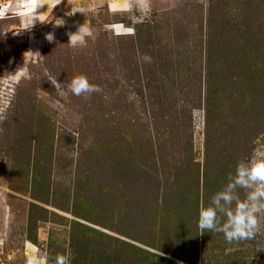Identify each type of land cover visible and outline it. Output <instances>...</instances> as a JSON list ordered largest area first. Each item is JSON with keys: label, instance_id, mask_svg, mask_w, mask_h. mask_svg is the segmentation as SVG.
Here are the masks:
<instances>
[{"label": "rangeland", "instance_id": "obj_1", "mask_svg": "<svg viewBox=\"0 0 264 264\" xmlns=\"http://www.w3.org/2000/svg\"><path fill=\"white\" fill-rule=\"evenodd\" d=\"M37 2L0 0V264H264V232L198 228L264 150V0H44L65 25L24 29Z\"/></svg>", "mask_w": 264, "mask_h": 264}, {"label": "clouds", "instance_id": "obj_2", "mask_svg": "<svg viewBox=\"0 0 264 264\" xmlns=\"http://www.w3.org/2000/svg\"><path fill=\"white\" fill-rule=\"evenodd\" d=\"M44 0L32 5L34 15L28 22L31 29L37 22L53 23L54 27L65 25L64 19L48 16L46 12L38 13L37 9L43 8ZM57 5H54L55 8ZM76 12L84 13L83 9L71 11L67 15L71 16ZM9 31H0V37H6ZM19 35L20 32H15ZM49 42L54 41L55 35L50 32L45 37ZM93 38V33L85 25L80 26L76 33L70 34V45L84 46L88 39ZM145 62H150L151 57L145 56ZM62 89H67L73 95L85 98L91 94L100 93L102 89L90 82L86 74L76 75L67 83L66 88L59 84ZM243 190V197L241 196ZM264 219V150L257 149L250 159L240 160L234 173H229L227 183L216 191L210 198L206 206H201L198 217V228L201 234L222 233L225 240L231 244L255 240L264 232L261 220ZM71 264L67 254H57L54 257L44 253L32 251L25 258V264Z\"/></svg>", "mask_w": 264, "mask_h": 264}]
</instances>
